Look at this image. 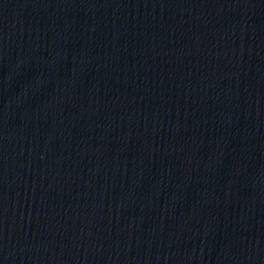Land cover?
<instances>
[{"label": "water", "instance_id": "95a60500", "mask_svg": "<svg viewBox=\"0 0 264 264\" xmlns=\"http://www.w3.org/2000/svg\"><path fill=\"white\" fill-rule=\"evenodd\" d=\"M0 264H76L60 144L56 0H0Z\"/></svg>", "mask_w": 264, "mask_h": 264}]
</instances>
